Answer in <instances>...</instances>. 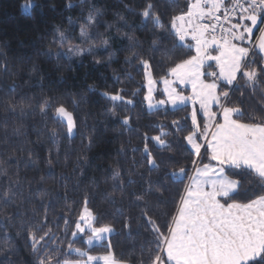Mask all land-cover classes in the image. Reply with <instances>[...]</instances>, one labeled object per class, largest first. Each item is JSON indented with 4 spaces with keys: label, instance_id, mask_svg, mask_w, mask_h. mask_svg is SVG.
Here are the masks:
<instances>
[{
    "label": "snow or ice",
    "instance_id": "obj_1",
    "mask_svg": "<svg viewBox=\"0 0 264 264\" xmlns=\"http://www.w3.org/2000/svg\"><path fill=\"white\" fill-rule=\"evenodd\" d=\"M119 2L139 20L129 24L116 13L117 33L131 29L132 34L121 33L127 44L113 48L114 37L98 31L106 9L91 3L87 15L81 13L78 35H72L78 21L68 16L67 29H52L49 44L54 47L39 49L36 41L31 47L49 63L66 60L69 69L82 66L89 56L95 65L108 67L118 53H127L121 71L128 81H134L133 73L140 76L139 87L131 92L126 87L100 91L95 84L86 88L106 101L103 121L97 118V124L118 123L139 135L140 146L131 148L139 160L133 155L127 170L114 161L103 178L107 188L93 180L89 189L81 191L79 182L69 189L72 177L61 173L60 192L45 187L43 176L36 187L33 180L21 179L19 161L9 156L16 179L5 166L9 160L0 163V240L5 244L0 264H11L15 240L9 229L17 224L15 235L25 240L34 264H130L117 256L112 241L122 234L132 238L133 224L138 225L137 235L141 228L147 233L136 264H264V0H184L183 6L180 0ZM75 7L73 0H65V10ZM20 8L29 15L39 8L44 15L35 0ZM104 26L107 31L114 23L105 21ZM135 32L145 33V39ZM0 70L8 71L6 62ZM36 71L33 65L31 72ZM113 78L124 82L115 70ZM19 87L0 85V93L11 97L0 99L2 139H9V117L21 122L12 135L23 137L24 121L39 115L55 149L48 150L45 175L56 179L59 142L80 133L84 97L79 92L67 93V99L45 93L38 83L39 97L26 100L21 94L17 100L11 94ZM137 96L150 115H185L167 124L143 125L146 130L141 131L128 114ZM23 103L30 109L17 112ZM94 140L88 136L86 145L82 141L73 173L79 169L85 175V153ZM69 155L64 153L65 162ZM117 155L126 156V149H117ZM36 163L29 156L25 167L39 172ZM98 199L102 207L95 204ZM98 248L104 251L93 254Z\"/></svg>",
    "mask_w": 264,
    "mask_h": 264
},
{
    "label": "trees",
    "instance_id": "obj_2",
    "mask_svg": "<svg viewBox=\"0 0 264 264\" xmlns=\"http://www.w3.org/2000/svg\"><path fill=\"white\" fill-rule=\"evenodd\" d=\"M35 2L43 6L44 15L40 14L39 8L33 9L30 15L23 13L20 6L21 4L29 3V0H0V64L6 62L8 67L7 72L0 70V85L5 87L10 86L12 83L20 85L21 87L17 88V92L11 94L17 100L21 94H26V100L33 96L39 97L41 89L34 87L38 83L43 84V92L63 95L65 99H67V93L79 92L84 97V101L81 102L79 108V115L84 123L81 124L80 133L75 138L71 141L61 140L59 142L61 161L59 164L54 163L53 165L56 172V179H53L46 176L45 173L47 171L46 159L48 150L51 148L54 152L55 149L48 140V130L41 126L39 115L30 117L24 121L23 130L27 135L23 137L12 135L13 127H19L21 122L18 119L9 117L7 123L9 139L5 142L2 139L5 114L0 110V163L9 160V156L13 160L19 161L21 179L33 180V187L37 186V182L43 176L46 181L45 187L62 192L63 188L58 178L63 173L72 177L71 182L68 183L69 189L73 188L74 184L78 182L80 183L81 191L89 189L92 187L93 180L100 181L101 187L107 188L108 185L103 183V178L109 175V166H114V161L119 160L127 170L130 168L133 155L139 160V153H132L131 148L140 146V139L136 132L124 131L118 123L102 122L97 124V118L103 121L101 113L104 111L106 101L98 93L93 94L88 92L86 86L95 84L100 91H113L126 87L131 92L140 86L141 77L133 73L135 77L134 81H128L124 78L121 69L126 67L123 63V57L127 54L126 52L118 53L117 57L108 67L95 65L92 57L89 56L83 59L82 66L73 64L72 68L69 69L66 60L49 63L46 57L37 55V49H33L31 43L36 41L39 49L49 46L54 47V45L49 44L52 29L55 26L67 29L66 17L68 16L78 21L75 30L72 32L73 36L78 35L79 23H82L81 13L83 12L86 16L88 11L87 6L91 3H96L97 6L106 9V15L101 19L98 31L104 33L106 36L114 37L113 48L119 47L121 43L127 44L121 33L128 32L132 34L131 29L128 28H122L121 33H117L116 26H118V22H116V13L119 12L121 15H124L128 19L129 24H138L139 20L127 13L119 0H86L84 4H81L80 0H73L76 7L70 10L63 8L65 0H35ZM137 2L138 0H124V3L133 5ZM183 3L184 0H180L181 6H183ZM53 7H55L56 11H52ZM105 21L114 23V26L106 31L104 26ZM45 33L47 34L45 38L40 40V37ZM134 34L142 40L146 37L145 33L135 32ZM75 42L73 41V43ZM33 65L37 68L35 73L31 72ZM114 70L115 74L120 75L122 80H124L123 83H116L114 81ZM61 77H63V80H61ZM9 98L11 97H5L3 93H0V99ZM133 99L137 101V104L136 107L129 108L128 114L138 121L141 131L146 130L143 128V125L157 121L167 124L172 119H178L185 115L184 112L175 115L170 113L167 116L162 112L150 115L146 110V106L140 103L142 96H137ZM20 107L25 108V110L30 109L28 103L18 104L17 112H19ZM86 113H91V115L85 118ZM123 114L121 113V115ZM48 125L49 128L53 126L51 121L48 122ZM122 131L123 135H120ZM88 136H93L95 140L91 151L85 153L88 165L85 175L81 176L79 174L80 170L77 169L73 173V168L76 166L77 155L82 152V141L86 145ZM121 147L126 149V156L117 155V149ZM65 152L70 154L66 162L63 159ZM29 156L37 162L36 167L40 169L39 172L25 167V161L28 160ZM5 166L9 168L11 178L13 180L16 179L14 175L16 165L12 163V160H9L8 165ZM137 170L133 169L132 171L135 172ZM133 178H136L135 175H133ZM27 188L28 185L25 182V195H27ZM17 203H19V200H17ZM95 204L103 206L99 199L95 201ZM60 206V204L56 205L57 210H59ZM137 227V224L132 225V238L129 239L122 234L116 236L112 241L117 256H123V258L128 259L130 264H136L140 254L139 245L147 235L143 228L140 229V235H137L135 231ZM116 228L119 232L120 224H116ZM18 229V224L9 229L15 240V243L12 245L13 254L9 257L11 264H34V257L26 246L25 240L15 235ZM75 246L84 247L81 243H77ZM4 248V241L0 240V250ZM103 251V248H98L93 251V254ZM0 259H3V257L0 256ZM5 264H8V262L6 261Z\"/></svg>",
    "mask_w": 264,
    "mask_h": 264
},
{
    "label": "rangeland",
    "instance_id": "obj_3",
    "mask_svg": "<svg viewBox=\"0 0 264 264\" xmlns=\"http://www.w3.org/2000/svg\"><path fill=\"white\" fill-rule=\"evenodd\" d=\"M160 87H162V85H160Z\"/></svg>",
    "mask_w": 264,
    "mask_h": 264
}]
</instances>
